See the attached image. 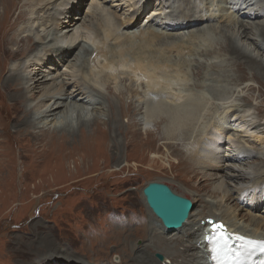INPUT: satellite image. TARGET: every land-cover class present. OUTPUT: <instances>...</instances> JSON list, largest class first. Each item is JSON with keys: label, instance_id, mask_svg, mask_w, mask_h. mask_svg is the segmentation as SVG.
<instances>
[{"label": "rangeland", "instance_id": "1", "mask_svg": "<svg viewBox=\"0 0 264 264\" xmlns=\"http://www.w3.org/2000/svg\"><path fill=\"white\" fill-rule=\"evenodd\" d=\"M183 1L193 2V6L187 8ZM210 1L211 3H209ZM257 1V5H252L246 8V5L240 4V2L238 3L240 7L233 6L234 2L230 3V0H72L71 4L68 0H58L53 4V6H56L52 7L51 5L49 9L41 12L40 18L42 20H46L55 15L56 20L59 21L68 15L65 19L72 21L75 17H78L76 21L80 23L78 28L79 31H89L91 39H86L85 43L84 41L83 43H80L79 47L76 49V53L70 56L72 59L71 63L67 61V63L59 64L54 63L53 60V62L50 61L40 64L39 55L28 59V61L25 60L26 57L23 58L24 60L22 59V57L26 55L23 54L17 57L21 58V60L16 63L12 57L6 59L4 64L0 65V70L4 68L3 73H11V71L16 72L19 70L21 74L26 77V83L28 81L29 86L27 87H31V80H29V76L32 78L37 73H40L44 76L45 82L47 84H51L53 87V85L60 80L71 78V74H73L76 69V66L74 65V57H76L77 52L83 49L85 44L91 45L92 41H94L96 47L97 44L103 42L101 40L102 37H100V35L97 36V33H93L92 31L94 28L97 29L101 23L99 17L96 16L97 13L93 11L94 8H97L98 11H103L104 13L109 14L112 18L116 16L113 13L116 10L119 16L114 19V22H116L119 26L117 29L118 34L122 35L124 30L123 27H121V23L126 19H133L135 15H139L137 21L139 30L151 26L159 31L161 30L169 33V31H167L164 27V22H173L176 15L182 13L183 11H190L194 7L196 11H202L206 13V15L212 17V21L208 22V24L215 25L217 28L222 27L228 30L225 31V34L222 35V37L217 34L211 41L203 42L200 40H192L188 43V45L196 49L211 47L215 50V54L204 56L184 52L182 57L190 60L189 62H191V65L187 67L188 77L185 79L181 78V81L178 80L170 85L168 84L169 86L164 85V87L169 92L176 95V103L178 104L183 102L185 99L190 98L195 92L201 93L205 98H207V100L205 99V104L207 103L206 108L196 127L200 126L199 129H203L206 133H209L208 137L212 138L214 141L220 140L222 146L220 154H222V156L227 157L229 155H238L236 149L245 148L252 154L254 153V156L261 157V152L264 150L262 149L264 148V89H262V92H258L256 88L248 89V86L250 84H255V82L247 75L254 72L257 67L251 68V66L245 65L244 70L239 68L233 70L230 68V71L233 70L232 72H229L230 75H236V80L241 78L243 82L245 81L243 84L246 88L242 92L241 86L238 84L224 82L218 83L216 85L225 84L232 90L231 93L223 97H214L206 89L196 88L194 86V81L197 72H195L194 75L192 72L194 61L195 63H198V65L194 63V68L200 67L202 65L201 61H207L208 63L211 61H224L226 54L219 50V43L222 42L223 38H225V41L228 39V33H232L233 38L237 35L235 30L236 23L231 19L238 17L237 11L239 8L242 15H245L248 11L258 12L259 10H262L259 9V7L264 8V0ZM22 3L23 6L21 7ZM35 3L36 0H13V11L16 7L14 14L19 15L21 8L24 10L26 9V11H30V9L33 11ZM165 3L166 6H163ZM77 5L81 6V11L80 9L77 10V8H75ZM143 5H148V7L146 10L140 11V7ZM210 5H212L211 8ZM10 11L11 9H9V7L8 10L5 9L3 4L0 2V31L3 29V25L1 23L3 21L2 17H4V23L9 25L5 19L9 16ZM21 19L22 16H20L17 21H20ZM258 20L259 19L253 21ZM32 22L33 20L31 19L30 25L32 26L29 25L26 29H30L26 32L34 38L44 36L51 31H55V36L59 35L57 25L55 28L49 27L50 24L47 25L48 27H42L34 24L37 23V21ZM156 23H158V25H156ZM25 26L26 24L23 25V27ZM23 27H21V29L18 28L19 30H16V27H9V31L11 28V31L14 34L11 37L12 43L10 42L9 45L6 46L7 51L13 52L19 50L18 52L21 53L23 52L22 48L26 46L24 42H26V44L27 42H30L28 41L29 38L26 37L28 34L25 33ZM53 28L55 30H53ZM241 28L243 29L244 26ZM258 28L261 29L262 26ZM258 28L253 29L251 32L252 26H248V28H246L247 31L251 32L253 35H249L247 37L244 36L242 40L236 37L234 39H237V43H239L241 47H244L247 52L264 61V55H262L261 51L259 52L256 49L253 42V39H258V36L262 35ZM73 32H75V28L70 30V33ZM171 33L187 39L189 32L186 30H180ZM20 39H23L24 41H20ZM107 40V50L109 47H117V44H119L117 41L116 44H114L115 39L113 40L112 37H108ZM258 41L262 47H264V42L260 40V38ZM48 44H51V42ZM40 50L41 48L38 46L35 50L36 54L40 53ZM96 52V50L93 51V54ZM175 55L176 53H174V56ZM104 59L105 58L102 57V61H104ZM87 60L93 61V57L89 56ZM98 60L100 61V58H98ZM102 61H100V64L97 63V68H100L99 65L104 63ZM13 63H15V65H12ZM216 67L217 66L214 68ZM216 69L222 71L220 67H217ZM117 70L118 71H115L112 75L111 73L102 71V75L100 77L102 78L100 82L102 85H99L102 86V93H104V97H106L105 102L107 100L106 104H103V106H105L104 108L91 109L90 106L92 111L88 109L87 111L82 112V109H76V107L69 105V102H64V105L61 106L60 110H65V107H71L72 112L66 114L68 118H66V115L62 114L60 111L59 115L56 117H48L46 119L44 115H41L42 117L39 118V115L36 114L37 110H35V108L34 118H36V121L32 127H26L21 125L19 122L14 123L12 120L5 117L2 118L0 115V167L2 168V170H0V175L5 173L4 176H6L5 178H1L2 183L0 184V264L27 263V260H29V258L33 255L26 258L28 254H25L24 256L23 250L34 249L41 243V241L44 240L43 238L46 235L54 236L53 241L56 246L54 251H50V253H47V250H50L48 245L42 247L41 255H43V259L47 264H66L63 262L62 258L67 261V264H77L79 261H85L86 264H88L87 262H91L92 258L97 257L96 248L100 245V243H94L90 246L88 242L89 238L96 234L108 233L111 230L113 236L111 234V238L108 241H112V243L109 244L107 249V252L112 254L110 261L113 260L116 262L115 264H125L124 261L128 260H126L127 256L123 252L128 250V253H130L131 250L129 248H131V244L125 245L124 242L126 235L121 238L120 233H126V231H128V235H131V241L136 240L138 236L145 237L148 235V229L145 223L136 222V225L140 224V226H135L134 222L129 218L131 217L130 213L133 211L145 212L147 215L149 214V211L143 201V188L149 182H163L169 185L175 193L192 200L191 193L195 192V189L201 193L202 189L197 188L198 185L203 186L204 184L208 186L207 193L202 191V196L204 198H207L215 187L219 185L218 180L211 176L208 178V174L214 175L217 171L219 174L225 175V173L229 172V168L227 170L226 167L221 168L220 163H218L219 167H206L203 162H198L199 164L197 163L195 166L189 157L186 158V151L184 152V150L180 149V155L174 154L173 149L167 147L164 143V145H162V141L160 140L158 143L161 145H159L158 149H155L156 147L151 142V139L154 135L159 137L161 134L159 130H156L157 123H160L159 121L156 122L154 127L155 129H151L153 132L150 134L137 132L136 136H133V134L129 133L133 130L128 129V134L125 137L121 130V132L119 130L117 132L115 128H112L110 138L106 144L101 146L95 148L85 147L83 149H75L73 146H66L56 149V147L52 145V141H50L51 138H49L48 132L62 126L77 127L80 120L83 119V117L87 118V116L93 117V119L95 118L96 121L102 120L106 119V115H108L111 111L110 116L113 119L111 118L110 120L113 122L116 121V113L119 116L117 117L119 118L117 119V122H121V119L125 114L127 115L128 113H133L134 116H136H126L122 120L124 124L136 128L138 126L126 123L125 121L127 119L134 121V118H136L140 121L139 126L142 128V131H144L143 127L147 128V125L143 120L144 113L142 114L140 106L136 104L134 99L137 98V102L138 100L141 102L142 100H145L141 98L145 94L144 92H141V97L139 93L138 96L131 95V88H134L132 94L135 93V87L142 90V84L145 83V80H138L135 78L136 76L133 74L130 67H119ZM236 71L239 72L236 73ZM170 73L174 75V73ZM204 73L209 76H211V73L213 74V78L211 80L202 79V82L204 83L213 84V80L217 79L218 72L209 73L208 71H205ZM248 78L250 79L247 80ZM1 81L2 78H0V82ZM259 81L262 83L264 88V80L259 79ZM44 86L45 85L42 87ZM42 87L41 89L38 88L37 92H35L34 97L37 99L31 97L29 98L31 101H28L31 105L39 103L38 100L40 101L41 99H44ZM120 90L124 91L118 92ZM5 93L6 95L4 94V96L6 101L11 104V107L14 106V109H12L14 116L19 118V107L16 104L14 105V101L10 98L11 94H9L10 89L8 87H5ZM243 94L247 96L248 100H253L250 105L244 104V101L242 100ZM1 96L3 97V91L0 88V105L2 102ZM118 96L123 97L121 103L116 100L115 103L113 100V98ZM130 97L132 100H129ZM109 99L110 101L108 102ZM130 101L135 102V107L133 106L131 108H127V104H131ZM70 103L72 102L70 101ZM108 103L110 108L107 106ZM110 104H115L116 106L113 107ZM235 106L238 110V116L236 119L234 115L235 113L231 111L232 107ZM38 110L39 112H42L40 108H38ZM119 111L121 113H119ZM112 114L114 116H112ZM205 124H208V127L204 129L203 125ZM254 125H258V128H254ZM163 126L164 125L162 124L161 132L165 135L167 126H164V128ZM151 127L153 126L151 125ZM216 128L217 130H230V133L227 137L222 138L216 131L214 133L212 132L216 130ZM4 129H9L10 131L4 133ZM33 131L39 133V138L30 136V133ZM188 133L190 134V131H188ZM134 139L138 140L135 141ZM130 140L135 141V143H131ZM116 142L119 144L128 142V145L127 147L126 145L116 147ZM117 150L118 152H116ZM247 161L252 162L253 164L255 163V167H257L258 161L256 159H244L242 162L244 163ZM207 163L210 165L212 164L211 161ZM223 165L224 163L222 162V166ZM255 167L252 166L251 170ZM194 170L199 174L195 173ZM233 185L231 194L237 196L238 198L242 196V199L239 198L238 200V203L241 205L240 206L238 204L241 208V215H256L259 216L261 220L264 219V200L254 202L253 204L249 198L250 194L252 195L251 189H247L250 185L247 186L245 184V189L238 188L235 184ZM177 190L178 192H176ZM181 191L186 192L187 194L185 193L186 195H183ZM257 192L259 193L260 191H255V193ZM219 193L220 191L216 190V194ZM194 204L195 208L193 212L195 211L196 214L204 209L205 204L202 203L201 200L194 202ZM245 209H248V211L253 214L248 213ZM109 214H114V217L117 219L121 220L122 218L127 219L128 221L124 224H121L122 221H120L121 226L118 230H114L110 224L108 227H105L107 221L106 217L108 218ZM91 223H94L99 227L89 228ZM138 230L141 231L139 232ZM118 231L119 234L118 236L116 235V240L114 239V234ZM140 239L143 238H139L137 240V245L143 244ZM145 239L146 238H144V241H146ZM132 244L134 243L132 242ZM111 246H115L114 251L110 250ZM160 246H167V242H161ZM174 248L175 249L173 250H178L180 252L182 250L179 249V247H177V249L174 246ZM65 249L69 252V254L65 253ZM69 255L71 256L70 258L67 257ZM155 255V257L158 258L157 254ZM162 256L164 259L161 262H165L166 257L163 254ZM118 259H120L119 262H117Z\"/></svg>", "mask_w": 264, "mask_h": 264}, {"label": "bare ground", "instance_id": "2", "mask_svg": "<svg viewBox=\"0 0 264 264\" xmlns=\"http://www.w3.org/2000/svg\"><path fill=\"white\" fill-rule=\"evenodd\" d=\"M57 1L58 0H36L33 11H31L30 9V12L26 11V9L24 10L21 8L19 15L14 14L16 7L14 6L15 8L13 11V0L0 1L5 9L8 10V7L9 9H11V16L9 14V16L5 19V21L8 22L9 25H7V23H4V17H2L3 21L1 22L3 25V29L1 31L6 32L0 31V65L4 64V61L11 57L14 58V62L16 63L21 60V58L17 57L23 54H26L22 57V59L26 57L25 60L31 59L32 57L39 55L40 64H44L50 61L53 62V60L54 63L59 64L67 63V61L71 63L72 59L70 58V56L76 53V49L79 47L80 43H83V41L85 43L86 39H91V35L87 30L79 31L78 28L80 23L76 21L78 17H75L72 21H70L68 19H65L68 16L66 14V17L58 21L56 20V16L53 15L46 20H42L40 18V13L46 9H49L51 5L52 7L56 6H53V4ZM68 1L70 4L72 3V0ZM232 2H234L233 6L240 7V5L238 4L240 2V4L246 5L247 8L252 5H257L258 1L230 0V3ZM209 3H211V1ZM184 4L187 8L193 6V2L190 1L184 2ZM148 5L141 6L140 11L146 10ZM22 6L23 3L21 7ZM163 6H166V3ZM211 7L212 5H210V8ZM75 8H77V10L80 9L81 11V6L77 5ZM259 9L262 10H259L258 12L248 11L245 15H242V13L240 12V8L238 9V17L235 19H231L233 20V22L235 21L236 23V38L242 40L244 36L247 37L249 35H253L251 33L253 29L262 26L261 29L258 28L260 33L262 34L258 37L264 42V8L259 7ZM93 11L97 13L96 16L99 17L101 23L97 29L94 28L92 29V31L93 33H97V36L100 35V37H102L101 40L103 42L97 44V46L95 47L96 44L94 41H92L91 45L85 44L83 49L80 48L81 50L77 52L76 57H74V65L76 66V69L74 70L73 74H71V78H66V80H60L52 87L51 84H47L45 82L44 76H42V74L37 73L32 78L29 76V80H31V88L27 87L29 86L28 81L26 83V77L21 74L19 70L16 72L11 71V73H3L4 68L0 70V78H2V81L0 82V88L3 91V97L1 96L2 102L0 105L1 117L8 118L14 123L19 122L21 125H24L26 127H32L36 121V118H34L35 108V110H37L36 114L39 115V118L42 117L41 115H44L45 119L48 117H56L57 115H59V112L61 111V106L64 105V102H69L68 104L73 107H76V109H82V112L87 111L88 109L91 110L95 108H104L105 106H103V104H106L107 100L105 102L106 97H104V93H102L101 90L102 86H100L102 85L100 83L102 80V78H100L102 75V71L111 73L112 75V73L118 71L117 69L119 67H130L133 71V74L136 76L135 78H137L138 80H145V83L142 84L143 91L140 90L138 87H135V93L132 94L134 88H131V95L138 96V93L140 95L141 92H144L145 95L142 97L140 95V97L145 100H142L141 102H139L138 100V103L137 98L134 99L136 104L140 106L142 114L144 113L143 120L146 123L147 128H149L147 129L143 127L144 131H142V128H140L139 126L140 121H138L136 118H134V121H130L128 119L125 121L126 123H131L138 127L133 128L130 125H125L122 120L126 116L128 117V115H131V117H135L136 115L134 116L133 113H128L127 115L125 114L122 117L121 122H117V119H119L117 117L119 116L115 113L116 121L113 122L112 120H110L112 117L110 116L111 111L109 110L110 112L108 113V115H106V119L96 121L95 118L93 119V117L87 116V118L83 117V119L80 120V123L77 127L62 126L57 127L55 130L49 131L48 134L49 138H51L50 141H52V145H54L56 149H60L61 147L66 146H73L75 149H83L85 147L95 148L106 144V142L110 138L112 128H115L117 132L118 130H121L122 133H124L125 137L128 134V129L133 130L132 132H129L133 134V136H136L137 132H144L146 134H150L151 132H153V130L151 129H155L154 127L156 125V122L159 121L160 123H157L156 130H159L161 134L159 135V137H156V135H154L151 139V142L156 147L155 149H158L159 145L165 144L167 145V147L173 149V153L177 155H180V149H182L184 150V152H187H185L186 158L189 157L193 161L195 166L198 162H203L206 167H219L218 163H220L221 168L226 167V170L229 168V172L225 173V175H221L217 171L214 175L207 173L208 178L210 176L216 178V180H218L219 182V185L215 187V189L209 194L207 198H204L202 195L203 192L207 193L208 186L204 184L203 186H197V188L202 189H200L201 193H199L195 189V192L191 193L192 200L194 202L201 200L202 203L205 204L204 209H202L197 214L195 213V211H192L190 217L184 223V225L181 228L176 229L175 231L170 232L163 226L160 219H158L156 215L152 212V210L148 207L146 198L143 194V201L149 211V214L147 215L145 212L133 211L130 213L131 217L129 219L134 222L135 226H140V224L136 225V222L145 223L148 229V235H146L145 237L138 236L136 240L131 241V235H128V231H126V233H120L121 238L125 237L126 235L124 242L125 245L131 244V248H129L131 252L128 253V250H125V252H123L127 256L126 260H128L124 261L125 264H129V261L130 264H212L213 260L211 259V249L209 243L205 240V236L209 232L208 229L211 228V223L208 221L206 222L207 218L213 219V223H221L225 225L228 232L240 234L241 236L245 237L248 241H250L252 245H255L259 241H264V219L261 220L259 216L256 215H241V205L238 203V200L239 198L242 199V196L238 198L237 196L231 194L232 186H234L233 184H235L236 187L241 189H245L246 184L247 186L250 185L247 189H251L252 195L250 194L249 198L253 204L254 202H260L264 200V150L263 152H261V157L254 156V153L252 154L248 149L245 148H237L236 151L238 155H229L227 157L222 156V154H220V149H222L220 140L217 139L219 141H214L212 138L208 137L209 133H206V131L203 129L200 130V126L196 127L206 108L207 103L205 104V99L207 100V98H205L203 94L195 92L193 93V95H191L190 98H187L183 102L178 104L176 103V95L169 92L164 87V85H170L180 80L181 78L185 79L186 77H188L187 67L191 65V62H189L190 60L182 57V54L184 52L188 54H200L204 56H210L211 54H215V50L211 47L196 49L188 45V43H190L192 40H200L203 42L211 41L217 34L222 37V35H224L225 31L228 29H224L222 27L217 28L215 25L208 24V22L212 21V17L206 15V13L202 11H196L193 7L190 11H183L182 13L176 15V17H174L173 19V22H164V27L167 31H169V33L161 30L159 31L158 29L153 28L151 26L139 30V26H137L139 15H135L133 19H126L121 23V27H123L124 32L122 35H119L117 31L119 26L116 22H114V19L118 18L119 16L116 10L113 12L114 15H116L114 18H112L109 14L104 13L103 11H98L97 8H94ZM20 16H22V19L20 21H17L19 20ZM31 19L33 20V22L37 21V23L34 24L38 26L48 27L47 25L49 24V27L55 28L58 26L57 30H59V35L55 36V31H51L44 36H40L39 38L32 37L26 32L30 29L28 28L27 30L26 28L30 25ZM256 19L259 20L253 21ZM25 24L26 26L23 27V25ZM156 25H158V23H156ZM10 26L16 27V30H19L21 29V27H23L25 33L28 34V36L26 37L29 38L28 41L30 42H27V44L26 42H24L26 46L22 48L23 52L21 53L18 52L19 50L13 52L7 51L6 46L9 45V43L11 42V37L14 34L11 31V28L9 31ZM243 26L244 28L242 29L241 27ZM248 26H252L251 32L247 31L246 28H248ZM54 28L53 30H55ZM72 28H75V32L70 33V30H72ZM180 30H186L189 32L187 35V39H185V37L177 36L171 33ZM108 37H112L113 40L115 39L114 44H116V41L117 43H119L117 44V47L114 46L109 47L108 50L106 49L108 48ZM227 38L228 39L226 41L225 38H223L222 42L219 43V50L223 51L226 54V58L223 62L211 61L210 63H208L207 61H201L202 65L200 67L194 68V61L192 67L193 75L195 74V72H197L194 81V86L198 89H206L214 97H223L232 92V90L229 89L228 86L225 84L216 85L221 82L238 84L241 86V90L243 92V90L246 88V86L243 84L245 81L243 82L241 78L236 80V75H230L229 72H232L236 68L244 70L245 65H249L251 66V68L257 67L258 69L255 68L254 72L247 74L252 79V81L255 82V84H250L248 86V89L256 88L258 92H262V89L264 88L259 79L264 80V61L254 56L253 54L247 52L244 47H241L239 43H237V39L235 40L233 38L232 33H228ZM258 39H253L254 46L259 52L261 51L262 55H264V47H262ZM22 40L20 39V41ZM49 42H51V44H48ZM38 46L41 48V50L40 53L36 54L35 50ZM95 50L97 52L93 54V51ZM174 53H176L175 56ZM89 56L93 57V61L87 60ZM102 57L105 58L104 61H102ZM98 58H100V61L104 62L103 64L99 65L100 68L96 67L97 63L100 64ZM15 63H13L12 65H15ZM195 64L198 65V63ZM215 66L220 67L222 71L216 69L217 67L214 68ZM230 68H232L233 70L231 69L232 71H230ZM205 71H208L209 73L218 72L217 79L213 80V84L202 82V79L211 80L213 78L212 73L210 74L211 76H209L204 73ZM170 72L174 73V75H172ZM238 72L236 71V73ZM250 78H248L247 80H249ZM42 84L45 86L42 87ZM5 87H8L10 89L9 94H11L10 98L14 101V105L16 104L19 107V118L15 117L13 114L12 109H14V106L11 107V104L6 101V98L4 96V94L6 95ZM41 87L43 88L42 92L44 93V99H41L40 101L38 100L39 103L31 105V103L29 102L31 100H29V98H35V92H37L38 88L41 89ZM121 91L124 90H120L118 92ZM122 96L113 98L114 102L116 103L117 101L121 103L123 99ZM242 97V100L244 101L245 105H250L252 103L251 101H253L248 100L245 94H243ZM129 100H132L131 97ZM70 101L72 103H70ZM109 101L110 99L108 100V102ZM135 102L130 101L131 104H127V108L133 107L135 105ZM108 105L109 103L107 104V106ZM110 105H112L113 107L116 106L115 104ZM38 108H40L42 112H39ZM108 108L110 107L108 106ZM231 111L235 113L234 115L236 119L238 116L237 107H232ZM69 112H72L71 107H65V110L61 111V113L65 115ZM119 113L121 112L119 111ZM112 116L114 115L112 114ZM66 118H68L67 115ZM162 124L164 126H167V131L165 134L166 136L163 135V133L161 132ZM151 125L153 127H151ZM257 126L258 125H254V128H258ZM206 127H208V124L203 125L204 129ZM9 131V129H4V133ZM188 131H190V134L188 133ZM215 131L222 138L227 137V135L230 133V130L227 129L217 130L216 128V130L212 132L214 133ZM30 136L39 138V133L33 131L30 133ZM159 140L162 141L161 144L158 143ZM135 141L130 140L131 143H135ZM121 145H126L127 147L128 142H124L121 144L116 142V147ZM116 152H118V150ZM253 158L258 161L257 167H255V163L253 164L249 161L244 163L242 162L244 159L249 160ZM209 161H211V165L207 163ZM222 162L224 163L223 166ZM252 166H254L255 168L251 170ZM0 170H2L1 167ZM195 173L199 174L197 171H195ZM4 175L5 173H2V175H0V184L2 183L1 178L6 177ZM216 190L220 191V193L216 194ZM255 191L260 192L255 193ZM176 192H178V190ZM181 193L183 195L187 194L183 191H181ZM249 206L251 205L249 204ZM245 210L248 213H251L248 211V209ZM114 216V214H109L108 218L106 217L107 221L105 227H108L110 224L114 230H118L121 224H124L126 221H128L127 219L122 218L121 220L117 219ZM120 221H122L121 224ZM90 227L99 226L94 223H91L89 228ZM138 231L140 232L141 230ZM111 234L112 230L108 233L96 234L89 238L88 242L90 246H92V244L94 243H100V245H98L96 248L97 257L92 258L91 262H87L88 264L116 263L113 260L110 261L112 254L107 252L109 244L112 243V241H108L111 238ZM118 234L119 231L114 234V239H116V235L118 236ZM53 237L54 236L46 235L43 238L44 240L41 241V243L34 249L23 250L24 256L25 254H28L26 258H29V256L33 255L31 258H29V260H27V263L25 262V264H47L46 261H44L43 259V255H41V251L42 247L47 245L50 249L49 251L47 250V253H50V251H54L56 246L53 241ZM139 238H143L140 239L143 243L141 245H137V240ZM144 238H146L145 240L147 242L144 241ZM132 242L134 244H132ZM159 242H167V246L162 247L160 246ZM174 246L176 248L179 247V249H182L181 252L178 250H173L175 249ZM110 250L114 251L115 246H111ZM65 253L69 254L66 249ZM160 253L166 257L165 262H161V260L155 257V254ZM67 257L70 258L71 256L69 255ZM62 260L64 263L67 264V261L64 258H62ZM119 261L120 259L117 260V262ZM77 264H86V262L79 261V263Z\"/></svg>", "mask_w": 264, "mask_h": 264}, {"label": "water", "instance_id": "3", "mask_svg": "<svg viewBox=\"0 0 264 264\" xmlns=\"http://www.w3.org/2000/svg\"><path fill=\"white\" fill-rule=\"evenodd\" d=\"M148 207L161 220L163 226L169 231L181 228L194 210L192 200L175 193L171 187L163 182L151 181L143 188ZM213 223V219H208ZM218 225L212 224L216 229ZM159 260H163L162 254H157Z\"/></svg>", "mask_w": 264, "mask_h": 264}, {"label": "snow or ice", "instance_id": "4", "mask_svg": "<svg viewBox=\"0 0 264 264\" xmlns=\"http://www.w3.org/2000/svg\"><path fill=\"white\" fill-rule=\"evenodd\" d=\"M237 239H242V237H237ZM222 247L227 250L214 257L217 260V264H240V257L228 247L227 241Z\"/></svg>", "mask_w": 264, "mask_h": 264}]
</instances>
